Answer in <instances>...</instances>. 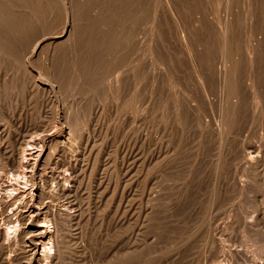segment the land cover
<instances>
[{
    "label": "rangeland",
    "instance_id": "rangeland-1",
    "mask_svg": "<svg viewBox=\"0 0 264 264\" xmlns=\"http://www.w3.org/2000/svg\"><path fill=\"white\" fill-rule=\"evenodd\" d=\"M63 1L74 8L75 49L50 45L58 34L45 30L43 5V16L11 24L25 48L43 29L48 49L21 60L13 40L4 51L0 44V138L47 141L53 156L42 174L52 176L51 186L78 177L73 195L46 198L77 205L87 219L68 226L76 240L62 244L60 264H113L115 245L123 246L121 264H264V161L258 169L248 163L264 158V0H139L147 48L141 80L125 75L124 61L125 24L136 20L138 0H52L59 21ZM52 64L61 67L53 77ZM256 90L259 109L250 97ZM8 165L0 158V174L15 180Z\"/></svg>",
    "mask_w": 264,
    "mask_h": 264
},
{
    "label": "bare ground",
    "instance_id": "bare-ground-1",
    "mask_svg": "<svg viewBox=\"0 0 264 264\" xmlns=\"http://www.w3.org/2000/svg\"><path fill=\"white\" fill-rule=\"evenodd\" d=\"M113 1V0H112ZM136 1V0H135ZM134 2V0H133ZM149 2V1H148ZM168 2V1H167ZM208 2V1H207ZM52 0H0V44L3 47V51L5 47V42L7 40H13V48H17L19 51L20 59L23 60V56H26V53H28L30 56H34L38 52L40 53L42 46L47 42L46 38H42L40 34L43 33V29L40 30L37 34L34 35V37H30L28 42H30V47L28 48V45L25 48V44L23 39H21V36H17L14 32H12V22L15 21L14 18H16V23L22 22L29 19H33V15H36L39 6H45L46 12V19L47 25L45 30H52V34L56 35L58 34V37H55L51 39L52 45H57L59 43L67 45L69 49H75L76 48V37H75V30L73 27V11L74 8L69 5L70 3H67L66 1L62 2L63 8H64V15L63 20L59 21L58 17L56 16V12L52 5ZM57 3V2H56ZM73 4V2H71ZM128 3V2H127ZM132 3V2H131ZM134 2V6L132 7V11H134L137 14L136 20L128 21L127 28V34L129 36V51L128 56L124 59L125 63L128 64V69L126 70L127 77L132 76L133 78H137L141 80L143 77L140 76L142 74L144 66V49L146 48L143 46V41L141 35L142 33V19L140 17V2L138 0V5H136ZM124 4V3H123ZM170 4V3H169ZM175 4V3H174ZM108 5V4H107ZM115 5V4H114ZM121 5V4H120ZM136 5V6H135ZM42 6V7H43ZM73 6V5H72ZM79 6V5H78ZM154 6V5H153ZM57 8V6H56ZM72 8V9H71ZM90 8V7H89ZM88 8V9H89ZM232 8V7H231ZM42 9V8H40ZM45 9V8H43ZM85 10V8H84ZM58 12V9L56 10ZM179 11V10H178ZM119 12V10H118ZM120 13V12H119ZM40 14V13H39ZM44 14V16H45ZM59 14V13H57ZM77 14V13H76ZM110 14V13H109ZM174 14V13H173ZM205 14V13H204ZM75 15V14H74ZM43 16V15H39ZM60 16V15H59ZM82 16V15H81ZM116 16V15H115ZM127 16V15H126ZM35 17V16H34ZM38 17V16H37ZM122 17H124L122 15ZM128 17V16H127ZM44 18V17H43ZM89 18V17H88ZM111 18V16H110ZM20 19V20H19ZM31 19V20H32ZM58 19V20H57ZM75 19V17H74ZM30 20V21H31ZM34 20V19H33ZM105 20V19H104ZM186 21V20H185ZM28 21L25 22L27 24ZM103 22V21H102ZM111 22V21H110ZM176 22V19H175ZM30 23V22H29ZM51 23V24H48ZM127 23V22H126ZM179 24V23H178ZM107 25V24H106ZM16 26H20L19 24H16ZM15 26V28H16ZM22 26H24L22 24ZM27 26V25H26ZM118 26V25H117ZM21 27V26H20ZM18 27V28H20ZM114 27V26H112ZM183 27V26H182ZM228 27V26H227ZM225 29L227 31L228 29ZM16 28V29H18ZM25 28V27H24ZM24 30V29H23ZM26 30V28H25ZM85 30V29H84ZM180 30V29H179ZM88 31V30H87ZM108 31V30H107ZM105 31V32H107ZM199 31V30H198ZM46 32V31H45ZM51 32V31H50ZM175 32V31H174ZM182 32V33H181ZM188 32V31H187ZM221 32V31H220ZM47 33V32H46ZM80 33V31L78 32ZM126 33V32H125ZM180 33L182 35L181 39L188 41L189 38L186 37V32L184 29L180 30ZM83 34V32H82ZM85 34V33H84ZM87 34V33H86ZM176 34V33H175ZM221 34V33H220ZM227 34V33H226ZM224 34V35H226ZM233 34V33H232ZM43 35V34H42ZM47 35V34H46ZM79 35V34H78ZM177 35V34H176ZM180 35V36H181ZM212 35V34H211ZM223 35V36H224ZM230 35V34H229ZM234 35V34H233ZM44 36V35H43ZM97 36V35H96ZM222 36V35H221ZM227 36V35H226ZM225 38L228 39V36ZM253 36V35H252ZM108 37V36H107ZM25 38V37H23ZM76 38V39H75ZM100 38V37H99ZM81 39V38H79ZM103 39V38H102ZM224 39V38H223ZM9 40V41H10ZM229 40V39H228ZM79 41V40H78ZM82 41V39H81ZM80 41V42H81ZM101 41V40H100ZM105 41V40H104ZM223 41V40H222ZM79 42V43H80ZM189 42V41H188ZM187 42V43H188ZM49 44V43H48ZM126 44V43H125ZM189 44V43H188ZM224 44V43H223ZM231 44V43H230ZM9 45V44H8ZM11 45V44H10ZM33 45V46H32ZM60 45V44H59ZM81 45V44H80ZM83 45V44H82ZM82 45L80 48H82ZM101 45V44H99ZM185 45V44H184ZM232 45V44H231ZM7 46V45H6ZM48 46V47H51ZM66 46V48H67ZM78 46V45H77ZM109 46V45H108ZM111 46V45H110ZM109 46V47H110ZM180 46V45H179ZM189 46V45H188ZM11 47V46H10ZM44 47V46H43ZM62 47V46H61ZM87 47V46H86ZM185 47V46H184ZM223 47V46H222ZM12 48V47H11ZM31 48V49H30ZM47 48V47H46ZM44 47V49H46ZM57 48V47H56ZM54 47V50L56 49ZM60 48V47H59ZM64 47V49H66ZM67 48V50H68ZM84 48V47H83ZM88 48V47H87ZM108 48L105 46V49ZM172 48V47H171ZM227 48V47H226ZM9 49V48H8ZM16 49V50H17ZM42 49V50H44ZM48 49V48H47ZM50 49V48H49ZM52 49V48H51ZM50 49V50H51ZM58 49V48H57ZM56 49V50H57ZM104 49V48H103ZM124 49V48H123ZM147 49V48H146ZM219 49V48H218ZM14 49H12L13 51ZM30 50V51H29ZM49 50V51H50ZM53 50V51H54ZM85 50V48H84ZM88 50V49H87ZM108 50V49H107ZM180 50H182L180 48ZM187 50V49H186ZM15 51V50H14ZM47 51V52H49ZM83 51V50H82ZM81 51V52H82ZM146 51V50H145ZM10 52V51H9ZM8 52V53H9ZM78 52V51H77ZM77 52L75 51L76 55ZM80 52V51H79ZM86 51H83V53ZM89 52V50H88ZM125 52V51H124ZM249 52V51H248ZM4 52H2L3 55ZM51 53V52H50ZM50 53H48L50 55ZM5 54V53H4ZM14 54V52L10 53ZM87 52L84 54L86 55ZM89 54V53H88ZM186 54V53H185ZM1 55V54H0ZM9 55V54H8ZM12 55L9 56L8 59L12 58ZM18 55V54H17ZM74 55V53H73ZM83 55V56H84ZM187 55V54H186ZM192 55V54H191ZM227 55V54H226ZM82 56V55H80ZM106 56V55H104ZM102 56V57H104ZM108 56V55H107ZM107 56L105 57L107 59ZM110 56V55H109ZM49 57V56H48ZM50 57H53V55H50ZM67 57V56H66ZM89 57V55H88ZM192 56H190L191 59ZM194 57V56H193ZM257 57V56H256ZM5 58V56H4ZM3 58V59H4ZM17 59V57L15 56ZM19 58V57H18ZM70 58V57H69ZM85 58V56H84ZM112 58V57H111ZM189 58V56H188ZM14 59V58H13ZM15 59V60H16ZM53 59V58H52ZM51 59V60H52ZM59 59V58H58ZM95 59V58H94ZM105 59V60H106ZM113 59V58H112ZM159 59V58H158ZM251 59V58H250ZM1 60V57H0ZM7 60V59H6ZM20 60V62H21ZM62 60V59H61ZM72 60V59H71ZM70 60V61H71ZM87 60V58H86ZM92 60V59H91ZM90 60V61H91ZM150 60V59H149ZM194 59H192L193 62ZM5 61V59H4ZM10 61V60H9ZM19 61V60H18ZM50 61V60H49ZM74 61V60H73ZM84 61V60H83ZM97 61V60H96ZM95 61V62H96ZM195 61V60H194ZM221 61V60H220ZM16 62V61H14ZM14 62L11 61V63L14 64ZM93 62V61H91ZM99 62V61H98ZM101 62V61H100ZM22 65L23 68L25 66V69L29 70L31 67L29 64L31 63H25ZM79 63V61H78ZM102 63V62H101ZM124 63V65H126ZM186 63V62H184ZM188 63V62H187ZM19 62L17 63L18 66ZM80 63L79 65H81ZM93 63H91L92 65ZM193 66H195V63H191ZM200 64V63H196ZM11 65V64H10ZM16 65V64H15ZM14 65V66H15ZM61 65V64H60ZM88 65V64H87ZM118 65V64H117ZM150 65V64H149ZM154 65V64H153ZM190 65V64H189ZM188 65V66H189ZM225 66V68L222 69L223 72V79H226L227 76V66L222 61V66ZM253 65V64H252ZM257 65V64H256ZM1 66V65H0ZM16 66V70L18 67ZM120 66V65H119ZM158 66V65H157ZM191 66V65H190ZM189 66V67H190ZM251 66V65H250ZM254 66V65H253ZM2 67V66H1ZM21 65H19L20 70ZM192 67V66H191ZM190 67V68H191ZM6 68V67H5ZM8 68V67H7ZM59 65L52 64L50 71L46 72L49 76L55 74H59ZM76 68L77 65H76ZM189 68V69H190ZM253 68V67H252ZM4 69V68H3ZM32 69V68H31ZM35 69V68H34ZM199 73L205 81L208 79L203 74L200 65H199ZM261 68H259L260 71ZM2 68L0 69V71ZM9 70V69H7ZM17 70V71H18ZM33 70V69H32ZM262 70V69H261ZM20 71H23L20 70ZM26 71V70H25ZM76 71V70H75ZM99 71V70H98ZM195 71V70H194ZM10 72V71H9ZM9 72H5L9 74ZM12 72V70H11ZM32 72V71H31ZM182 72V71H181ZM231 72V70H230ZM1 73V72H0ZM4 73V70H3ZM14 73V72H13ZM45 73V72H44ZM79 73V72H78ZM83 73V71H82ZM95 73V72H94ZM93 73V74H94ZM212 73V72H211ZM11 74V73H10ZM22 74V73H21ZM35 74V73H34ZM45 74V75H46ZM92 74V73H91ZM89 74V75H91ZM254 74V73H253ZM2 75V74H1ZM6 75V74H5ZM46 75V76H48ZM69 75V74H68ZM85 74H83L84 76ZM88 75V76H89ZM3 76V75H2ZM10 75H8L9 77ZM17 76V75H16ZM38 76V75H37ZM36 76V77H37ZM51 76V77H53ZM145 76V75H144ZM256 76V75H255ZM14 77V76H13ZM34 77V76H33ZM87 77V76H86ZM93 77V76H92ZM222 77V76H221ZM22 78V77H21ZM30 79V75L28 76ZM35 78V77H34ZM42 78V77H41ZM56 78V77H55ZM82 77H80L81 79ZM85 78V77H84ZM102 78V77H101ZM209 78V77H208ZM230 78V77H229ZM27 78H25L26 80ZM51 79V78H50ZM83 79V78H82ZM86 79V78H85ZM95 79V78H94ZM97 79V78H96ZM103 79V78H102ZM136 79V80H137ZM228 79V78H227ZM23 80V79H22ZM28 80V79H27ZM54 80V79H52ZM51 80V81H52ZM58 80V79H57ZM78 80V79H77ZM127 80V79H126ZM129 80V79H128ZM127 80V81H128ZM247 86L251 87L249 84L250 81H253V79L248 78L246 79ZM257 80V79H256ZM24 81V80H23ZM22 81V82H23ZM131 80H129V84ZM204 81V82H205ZM17 82V81H16ZM31 82V81H30ZM50 82V81H49ZM91 82V79H90ZM139 82V81H138ZM141 82V81H140ZM15 83V82H14ZM52 83V82H51ZM58 83V82H57ZM61 83V82H60ZM82 83V82H81ZM85 83V81H84ZM119 83V82H118ZM136 83V82H135ZM207 83H209L207 81ZM234 83V82H233ZM1 84V83H0ZM27 84V82H26ZM54 84V83H53ZM86 84V83H85ZM97 84V83H96ZM116 84V83H115ZM133 84V83H132ZM117 85V84H116ZM126 85V86H130ZM137 85V84H136ZM138 85H140L138 83ZM16 86V85H15ZM34 86V85H33ZM134 86V85H133ZM132 86V87H133ZM32 87V85H31ZM52 87V86H51ZM201 87V86H200ZM208 87V86H207ZM236 87V86H235ZM234 87V88H235ZM101 88V87H100ZM134 88V87H133ZM203 91L207 93L206 86L203 85ZM51 89V88H50ZM101 90V89H100ZM106 90V89H105ZM2 92V91H1ZM33 92V91H32ZM40 92V91H39ZM49 92V91H48ZM112 92V91H111ZM134 92V91H133ZM37 93V92H36ZM44 93V92H43ZM51 93V92H50ZM1 94V93H0ZM18 94V93H17ZM40 94V93H37ZM49 94V93H48ZM47 94V95H48ZM52 94V93H51ZM50 94V95H51ZM107 94V93H106ZM134 94V93H133ZM136 94V93H135ZM139 94V93H138ZM142 94V93H141ZM242 94V93H241ZM241 94L240 96H235L236 98H239L237 101L238 103L241 100ZM260 92L259 90L256 92L250 91V97L252 100V103L254 104L255 108H258L260 104V99L258 98ZM110 95V93H109ZM7 96V95H6ZM39 96V95H38ZM45 96V95H44ZM52 96V95H51ZM135 96V95H133ZM141 96V95H138ZM207 96V95H206ZM3 97V95H2ZM42 97V96H41ZM101 98V97H100ZM2 99V98H1ZM12 99V98H11ZM135 99V98H133ZM137 99V98H136ZM139 99V97H138ZM137 99V100H138ZM20 100V99H19ZM43 100H45L43 98ZM101 100V99H100ZM2 101V100H1ZM133 101V100H132ZM40 103V101H38ZM42 102V101H41ZM115 102V101H114ZM139 102V101H138ZM10 103V102H9ZM149 103V102H147ZM207 104L209 106H212L213 100L207 99ZM236 105V104H235ZM30 106V105H29ZM184 106V105H183ZM203 106V105H202ZM259 109V108H258ZM245 112V111H244ZM249 112V111H248ZM235 113V112H234ZM212 129V128H211ZM223 129V128H222ZM219 131V133H222ZM219 130V129H218ZM224 130V129H223ZM10 136V135H8ZM8 138V137H7ZM6 138V139H7ZM5 138H0V158L2 161H6L9 165L13 166V173L17 176L15 180H4V174H0V264H13L15 257L21 256L23 261H21L19 264H60L62 261V257L64 259L65 256L62 255V244L64 243H72L74 242L75 237L70 234V231L68 226H77L80 225L82 222H87L84 218L83 213H81L80 207L73 204H52L51 202H46V198L50 197L53 201L57 200L59 197L63 196H71L73 195V192L75 191L76 181L78 179L77 175H67L64 179H58L53 185L51 186V177H48L46 174H42V169L44 166H46V162L51 158L52 152L49 149V143L47 141H42L39 139L35 140H22L18 141V143H8V141ZM229 142V141H228ZM49 144V145H48ZM53 150V149H52ZM64 150V149H63ZM66 151V150H65ZM71 153V152H70ZM252 155V153H251ZM75 156V155H74ZM256 157V156H255ZM241 160V159H240ZM239 160V161H240ZM264 161V158L258 157L256 160L254 157L252 159H248L249 166H254L256 169H258L261 165V163ZM245 162V161H244ZM243 163V162H242ZM5 164V163H4ZM3 164V165H4ZM8 165V166H9ZM246 163L244 164V166ZM251 166V167H252ZM262 166V165H261ZM7 167V166H6ZM2 168V167H1ZM246 168V167H245ZM45 169V168H44ZM249 169H251L249 167ZM250 171V170H249ZM2 172V171H1ZM44 172V171H43ZM250 173V172H249ZM237 174V173H236ZM49 175V174H48ZM238 175V174H237ZM234 176V175H233ZM247 176V175H246ZM6 177V175H5ZM238 177V176H235ZM8 178V177H7ZM240 178V177H239ZM229 181V180H228ZM233 181V180H232ZM237 181V179H236ZM50 184V185H49ZM240 188L245 186L240 180L235 183ZM51 188V189H50ZM237 188V186H236ZM77 190V189H76ZM75 193V192H74ZM60 201V200H59ZM89 217V216H88ZM122 218L123 215H122ZM119 219L118 221H122L124 219ZM83 220V221H81ZM89 220V219H88ZM92 221V219H91ZM90 222V221H88ZM123 222V221H122ZM91 223V222H90ZM89 223V224H90ZM84 224V223H83ZM120 224V222H119ZM85 225V224H84ZM87 225V224H86ZM118 226V225H117ZM123 226V225H122ZM79 227V226H77ZM81 227V226H80ZM85 226H83L84 228ZM72 228V227H71ZM110 228V227H109ZM254 228V227H253ZM79 229V228H78ZM89 229V228H88ZM85 231V230H84ZM83 232V231H82ZM96 236V235H95ZM91 237V236H90ZM122 238V236H121ZM88 240V239H87ZM86 240V241H87ZM123 241L121 240V243ZM128 242V241H127ZM145 244V243H144ZM20 245V246H19ZM19 246V250H16L15 248ZM116 246L113 249L112 256L117 259L116 262L115 259L113 264H121L123 263V260L125 259V256L119 251V255L117 256V249L121 248L123 249V246ZM14 247V248H13ZM112 247V246H111ZM113 248V247H112ZM110 248V249H112ZM15 249V250H14ZM19 251V253H16ZM67 251V249H66ZM109 251V250H108ZM141 251V250H140ZM79 252V251H78ZM111 252V251H110ZM241 252V251H239ZM109 253V252H107ZM245 253V252H244ZM128 254V253H127ZM230 254V253H229ZM130 256V255H129ZM156 256V255H155ZM236 256V255H235ZM112 257V258H113ZM143 257V256H142ZM20 259V258H19ZM18 260V259H17ZM188 260V259H187ZM194 260V259H193ZM192 260V262H193ZM20 261V260H18ZM158 262V261H157ZM188 262V261H187ZM77 263V262H76ZM189 263V262H188ZM204 264H206L203 261ZM263 263V262H262ZM183 264V263H182ZM197 264H202L201 261H197ZM258 264V263H257ZM260 264V263H259Z\"/></svg>",
    "mask_w": 264,
    "mask_h": 264
}]
</instances>
